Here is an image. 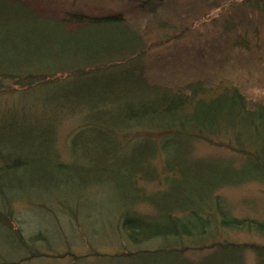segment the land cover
Segmentation results:
<instances>
[{"label": "rangeland", "instance_id": "1", "mask_svg": "<svg viewBox=\"0 0 264 264\" xmlns=\"http://www.w3.org/2000/svg\"><path fill=\"white\" fill-rule=\"evenodd\" d=\"M27 1L36 11L35 15L30 7L22 11L16 1L0 0V28L6 31L10 43L14 42L12 46L5 43L7 55L17 42L11 36L13 28L31 23L49 27L50 18H66L70 12L121 16L139 34L141 44L134 55L112 60H116L112 67L126 64L123 69L105 68L96 72L99 80L110 76L118 86H133L139 82L132 78L134 67L136 73L142 72L149 89L164 86L190 94L188 86L201 84L209 88L207 94L213 95L233 85L246 96L251 108L254 103L264 105V0H154V6L148 0ZM22 48L13 47V50L19 55ZM102 64L93 66L99 68ZM122 74L127 76L124 81ZM67 76L63 72L56 80L41 81L33 87L21 77L5 79L0 85V140L5 142V147L19 138H26L30 143L39 129L57 116L60 121L56 126L55 147L60 161L69 162L73 155L69 148L71 137L84 126L83 114H90L94 102L81 97L85 94L81 84L87 85L92 79L71 76L68 80H59ZM93 91L96 90L93 88ZM76 92L79 93L76 103L68 106L77 108L52 105L58 97L76 95ZM103 118H87V122L101 125ZM126 132L130 142L137 140L136 130H123L119 134ZM137 146L115 150L112 161L108 158V167L100 165L104 169L100 174L94 168L97 164L91 162L86 151H81L74 152L71 159L74 168L55 174L58 182L41 179L33 182L24 171L12 176V187L5 191L7 199H0V263L156 264L158 260L171 258H164L167 254L163 250L146 252L155 248L160 238L133 244L121 228V218L127 210L125 204L138 200L136 183L147 196L161 193L167 187L161 180L168 173L166 156L161 152L151 163L159 176L147 177L140 171L136 180L132 177V173L145 165L144 155L137 152ZM191 148L190 155L196 159H229L236 166L243 160L237 152L202 139L192 141ZM90 155L95 158L98 154L90 152ZM81 163L89 171L83 170ZM174 182L178 180L172 179V193L176 192L173 185L181 183ZM216 193L229 202L234 216L264 220V183L247 180L220 186ZM141 201L134 204L133 210L141 216L154 215L153 206L144 202L146 199ZM38 234L46 238L31 240V237L38 238ZM217 235L231 242L264 243V237L245 230H220ZM207 252L208 249L186 248L183 258L194 262L203 259ZM244 261L255 264L254 252L247 250Z\"/></svg>", "mask_w": 264, "mask_h": 264}, {"label": "trees", "instance_id": "2", "mask_svg": "<svg viewBox=\"0 0 264 264\" xmlns=\"http://www.w3.org/2000/svg\"><path fill=\"white\" fill-rule=\"evenodd\" d=\"M13 1L22 11L27 7L32 9L27 0ZM146 2L155 5L154 0ZM32 11L35 15L36 11ZM66 16L50 18L49 27L31 23L13 28L11 36L17 40L13 47H23L19 55L13 47L7 55L5 43L12 46L14 42L10 43L6 31L0 28V85L7 78L21 77L33 87L41 81L56 80L54 78L63 72L68 76L59 80H68L71 76L92 79L87 85L81 84L82 94L85 93L81 97L84 101H93L94 106L90 114H83L84 126L71 137L69 148L73 155L86 151L91 162L97 164L94 166L96 174L104 172L100 165L108 167V158L112 161L115 150L127 146L138 144L137 152L144 155V167L132 173L135 180L140 171L147 177L157 176L151 163L159 152L166 156L168 173L161 176V180L167 185L168 193L164 190L162 194L147 196L136 183L138 200L125 204L127 210L120 222L133 244L161 239L155 248L146 252L163 250L167 254L163 257L171 258L158 260L156 264H245L247 250L254 252L255 264H264V243L231 242L217 235L220 230L230 229L264 237V220L234 216L229 202L216 193L223 185L247 180L264 183V105L254 103L251 108L246 96L233 85L213 95L207 94L209 88L201 84L188 86L190 94L171 91L164 86L149 89L142 72L136 73L134 67L131 68L132 78L139 82L133 86H118L110 76L99 80L96 72L105 68L120 70L126 66L112 67L116 61L112 60L117 56L134 55L141 44L139 34L129 28L121 16H92L82 12H70ZM98 62L104 64L94 67ZM126 78L122 74L121 79ZM109 86L113 89H107ZM81 90L78 88L79 93ZM79 93L60 96L52 105L77 108L68 104L76 103ZM94 117H104V123L90 125L87 118L98 120ZM59 121L56 116L49 125L40 128L30 143L26 138H19L5 147V142L0 140V199H7L5 191L12 187L11 177L19 171L32 177L33 182L41 179L51 183L58 182L57 172L74 168L73 155L69 162L63 163L55 147ZM32 129L35 131L34 126ZM123 130H136L137 140L130 142L128 132L119 134ZM198 139L237 152L243 160L236 166L229 159H196L190 153L192 141ZM90 152L98 155L92 158ZM84 165L81 163L83 170L89 171ZM168 178L171 183L166 181ZM172 179L178 180L175 184L181 182L176 187L173 185L174 193L170 190ZM144 199L155 209L154 215L141 216L133 210L134 204ZM37 236L31 240L46 238ZM186 248L208 249V252L201 260L186 262L183 258Z\"/></svg>", "mask_w": 264, "mask_h": 264}, {"label": "bare ground", "instance_id": "3", "mask_svg": "<svg viewBox=\"0 0 264 264\" xmlns=\"http://www.w3.org/2000/svg\"><path fill=\"white\" fill-rule=\"evenodd\" d=\"M2 223H4V221L2 220Z\"/></svg>", "mask_w": 264, "mask_h": 264}]
</instances>
